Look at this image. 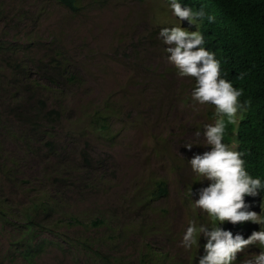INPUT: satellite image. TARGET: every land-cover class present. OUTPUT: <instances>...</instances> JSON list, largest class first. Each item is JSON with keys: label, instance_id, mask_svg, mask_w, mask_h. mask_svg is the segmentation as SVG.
I'll return each instance as SVG.
<instances>
[{"label": "rangeland", "instance_id": "rangeland-1", "mask_svg": "<svg viewBox=\"0 0 264 264\" xmlns=\"http://www.w3.org/2000/svg\"><path fill=\"white\" fill-rule=\"evenodd\" d=\"M149 8L168 9L167 0H79L77 11L60 0H0L2 264H29L15 242L42 201L52 209L38 214L44 227L35 234L45 244L34 264H140L149 249L184 263L203 251L202 234L190 250L181 241L204 212L195 198L208 180L188 160L211 149L203 131L215 106L195 102V79L147 43L141 15ZM56 56L72 80H49L44 67ZM39 97L61 114L49 117L44 106L39 118ZM97 111L110 122L106 132L95 127ZM159 179L168 194L148 196ZM247 223L246 237L264 226ZM258 245L244 250L246 259Z\"/></svg>", "mask_w": 264, "mask_h": 264}, {"label": "clouds", "instance_id": "clouds-1", "mask_svg": "<svg viewBox=\"0 0 264 264\" xmlns=\"http://www.w3.org/2000/svg\"><path fill=\"white\" fill-rule=\"evenodd\" d=\"M167 7L158 12L149 8L142 13V19L150 24L145 33L147 43L165 49L169 62L181 77L195 79L192 99L201 105H214L216 117L203 131L206 145H211V149L188 160L192 170L208 181L199 187L195 198V206L204 211L198 216L201 223L197 226L195 221H189L181 244L190 250L193 245L199 246L198 239L201 234L204 236L207 241L203 242L198 264H264V226L261 231L254 226L252 230L256 231L245 236L250 224L247 221L264 225V218L258 215L260 210L249 211L244 199L246 195L256 196L264 185L247 172L238 142L223 139L226 121L238 124L247 110V102L241 103L242 90L233 86L232 76L210 51L211 28L205 17L209 23L215 17L206 16L203 8L185 0H167ZM243 78L241 73L239 79ZM200 135L196 133L197 137ZM225 143H236L237 150ZM185 147L191 150L192 144ZM186 195L190 200L192 188ZM244 225L245 231L234 235ZM257 243L261 246L258 245L259 254L246 259L244 250Z\"/></svg>", "mask_w": 264, "mask_h": 264}, {"label": "trees", "instance_id": "trees-1", "mask_svg": "<svg viewBox=\"0 0 264 264\" xmlns=\"http://www.w3.org/2000/svg\"><path fill=\"white\" fill-rule=\"evenodd\" d=\"M74 11L79 10V0H60ZM188 3L196 5L199 9L203 8L207 15H214L215 20L210 25V51L215 53L221 65L232 76L230 80L233 86L241 89L243 94L239 98L241 103L247 102V110L243 112V117L238 124H228L226 121L225 140L237 141L239 150L244 153L242 159L245 161V168L253 178H259L264 185V0H185ZM50 70L44 67V72L48 73L51 81L72 80L73 74L67 76L65 70V60L63 58H51L47 63ZM244 73V78L239 79V75ZM35 114L40 118L46 100L39 97L37 100ZM42 107V108H41ZM46 114L49 117H58L61 110L52 106H45ZM34 114V115H35ZM93 116L96 118L95 127L106 132L109 127L108 119L97 111ZM226 120V118H225ZM93 123V122H92ZM50 145L53 140H49ZM169 189L167 181L157 180V186L153 191L148 192V196H162L168 194ZM249 205V211H259V205L264 207V188L258 190L256 196L244 197ZM31 211H27V220L25 235L21 241H16L15 250L29 262L34 264L39 252L44 247V239H39L35 228L44 227L42 218H39V212L49 214L52 206L44 201L34 204ZM4 210L0 208V213ZM264 212V210H262ZM95 224L102 223L101 220H95ZM246 225L241 226L234 232L241 234L245 231ZM264 229V228H263ZM255 229L249 231L252 234ZM203 238H200V246ZM85 244L93 249V245L85 241ZM205 243H203L204 246ZM258 245V243H257ZM96 254L103 260H106L105 252L101 248H94ZM141 257L140 264H153L156 259L158 264H198L199 257L194 262L186 261L184 263L170 262V258L165 255L155 254V250L149 249ZM2 264V262H0Z\"/></svg>", "mask_w": 264, "mask_h": 264}]
</instances>
